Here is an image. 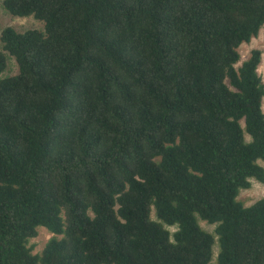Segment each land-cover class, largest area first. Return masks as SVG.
<instances>
[{"label":"trees","instance_id":"1","mask_svg":"<svg viewBox=\"0 0 264 264\" xmlns=\"http://www.w3.org/2000/svg\"><path fill=\"white\" fill-rule=\"evenodd\" d=\"M3 7L45 28L1 35L0 264H264V0Z\"/></svg>","mask_w":264,"mask_h":264},{"label":"rangeland","instance_id":"2","mask_svg":"<svg viewBox=\"0 0 264 264\" xmlns=\"http://www.w3.org/2000/svg\"><path fill=\"white\" fill-rule=\"evenodd\" d=\"M5 0H0V50H3V44L1 42L2 32L7 28H12L18 33H24L30 30H44V23L37 21L33 17L28 18H17L10 15L3 7V2ZM253 50H260L262 52V61L259 67V74L262 76L264 81V27L261 29L258 37L253 38L252 41L248 44H243L239 52L241 54V63L247 61L251 52ZM7 60V69L0 74V81L13 77L19 74V68L15 59L11 58L8 54ZM263 111H264V102H263ZM260 165L264 168V163L260 162ZM251 188L249 190H241L238 201L241 202L245 207H250L264 198V184L257 182L254 179L250 180ZM153 220H156L155 214H152ZM199 225L207 232L215 235V225H210L206 222L198 220ZM171 232L175 231V228H168ZM52 235L43 227L38 229V237L30 241V247L33 248V253L40 254L47 242L51 239ZM220 248L219 244L216 241V244L213 248V260L212 263H215L218 258Z\"/></svg>","mask_w":264,"mask_h":264}]
</instances>
